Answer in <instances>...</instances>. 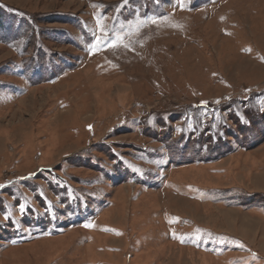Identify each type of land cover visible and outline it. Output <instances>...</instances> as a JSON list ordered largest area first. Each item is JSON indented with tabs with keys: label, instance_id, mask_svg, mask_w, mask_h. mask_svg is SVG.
<instances>
[{
	"label": "rangeland",
	"instance_id": "374dc122",
	"mask_svg": "<svg viewBox=\"0 0 264 264\" xmlns=\"http://www.w3.org/2000/svg\"><path fill=\"white\" fill-rule=\"evenodd\" d=\"M0 264H264V0H0Z\"/></svg>",
	"mask_w": 264,
	"mask_h": 264
},
{
	"label": "snow or ice",
	"instance_id": "6c2138e0",
	"mask_svg": "<svg viewBox=\"0 0 264 264\" xmlns=\"http://www.w3.org/2000/svg\"><path fill=\"white\" fill-rule=\"evenodd\" d=\"M155 22L156 21L154 20L153 23H155ZM101 32L107 34L106 33V29H104L103 26H101ZM115 40H117V41L123 40V37L120 36V35H116L115 36ZM109 43H110V46L111 47H114V48L117 47V44L116 43H114L112 41H109ZM124 46L127 47V45H124ZM85 227H91V225H85Z\"/></svg>",
	"mask_w": 264,
	"mask_h": 264
}]
</instances>
